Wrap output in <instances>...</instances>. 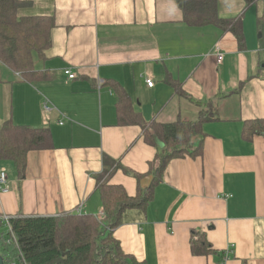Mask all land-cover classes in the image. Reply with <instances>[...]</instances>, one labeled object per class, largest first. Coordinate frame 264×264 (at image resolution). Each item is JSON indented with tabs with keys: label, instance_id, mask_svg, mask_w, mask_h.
<instances>
[{
	"label": "crops",
	"instance_id": "1",
	"mask_svg": "<svg viewBox=\"0 0 264 264\" xmlns=\"http://www.w3.org/2000/svg\"><path fill=\"white\" fill-rule=\"evenodd\" d=\"M19 1V17L56 21L51 48L35 61L49 79L28 83L0 64V129L10 121L46 128L51 144L28 153L23 176L12 161L0 160L9 185L7 193L0 190V233L5 216L58 217L83 204L84 214L101 217L96 177L104 156L133 173H148L157 148L146 143L140 126L118 124V97L106 85L113 81L147 123L194 121L206 102L222 95L220 121L204 125L203 154L172 160L147 209L124 213L115 232L122 250L144 264H264V136L251 142L242 136L245 122L264 119L258 30L264 0H217L221 17L242 18L244 50L232 33L187 25L174 0ZM216 48L224 54L221 64ZM67 70L76 79L69 80ZM45 99L54 107L50 113ZM151 181L119 170L110 184L134 197ZM194 230L205 233L218 254L231 250L229 260L193 255Z\"/></svg>",
	"mask_w": 264,
	"mask_h": 264
},
{
	"label": "trees",
	"instance_id": "2",
	"mask_svg": "<svg viewBox=\"0 0 264 264\" xmlns=\"http://www.w3.org/2000/svg\"><path fill=\"white\" fill-rule=\"evenodd\" d=\"M174 1L183 12L187 25L216 26L224 33H232L240 50L246 48L242 18L221 17L217 0ZM246 1L251 5L258 0ZM22 5L24 3L19 0H0V64L18 73L24 81L35 83L49 79L48 71H39L35 61L43 59L45 52L51 48V32L56 27V21L52 17H19L18 10ZM258 30L262 33L261 41L264 43V12L258 20ZM166 82L176 89L179 96L188 98L179 84L168 79ZM106 85L118 97V124L140 126L146 143L157 148V154L149 163L146 174L152 177L151 184L145 188L140 185L136 196H129L124 187L110 184L113 175L119 170L138 180L146 175L133 173L119 162L104 156L103 172L96 177V192L102 202L103 215L97 217L74 212L58 217L12 218L10 224L19 249L11 245L3 246L0 254L4 259L6 255H10L19 263L24 260L26 264H144L122 250L115 232L121 226L126 211L147 209L172 160L197 158L203 154L206 138L204 125L220 121L217 104L222 95L206 102V109H202L194 121L147 123L134 110L129 96L118 83L109 81ZM242 136L248 142L255 137L264 136V119L245 122ZM50 144L49 129L20 127L10 121L0 129V160L12 161L19 175L23 176L28 153L47 149ZM1 225L0 221V227ZM190 243L195 256H224L212 248L203 232L192 231Z\"/></svg>",
	"mask_w": 264,
	"mask_h": 264
},
{
	"label": "built area",
	"instance_id": "3",
	"mask_svg": "<svg viewBox=\"0 0 264 264\" xmlns=\"http://www.w3.org/2000/svg\"><path fill=\"white\" fill-rule=\"evenodd\" d=\"M215 55H216L218 63L221 64L224 61V54H223V52L221 51L220 48H216ZM65 73L68 76L69 80H74L77 77L76 74H74L70 70L65 71ZM147 84H148L149 87H153L154 86V82H153L152 79H148L147 80ZM100 85H102V83ZM43 109H44L45 112L50 113L54 109V107H52L51 103L47 99H45L44 102H43ZM0 190H1L2 193H7L9 191V185H8V182H7L6 174L3 173V172L0 175ZM229 197H231V196H229ZM76 213L84 214V206H83V204L80 205V207L77 209ZM12 218L13 217H9V216H5V217L2 218V221L4 222V225L6 227V230L4 232L0 233V250L5 245H11V246H14L15 249H19L18 241H17V239H16V237H15L13 231H12V227H11V224H10V220ZM230 253H231V250H229L225 254V256H224L225 261L229 260ZM4 260H5L6 264H26L24 262V260H22L19 263V261L17 259L13 258L10 255H6Z\"/></svg>",
	"mask_w": 264,
	"mask_h": 264
},
{
	"label": "water",
	"instance_id": "4",
	"mask_svg": "<svg viewBox=\"0 0 264 264\" xmlns=\"http://www.w3.org/2000/svg\"><path fill=\"white\" fill-rule=\"evenodd\" d=\"M160 145V147H163V145L161 143H158ZM0 264H6L4 258L2 257V255L0 254Z\"/></svg>",
	"mask_w": 264,
	"mask_h": 264
}]
</instances>
